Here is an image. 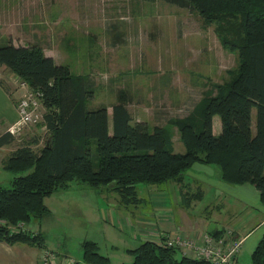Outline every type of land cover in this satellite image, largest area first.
I'll list each match as a JSON object with an SVG mask.
<instances>
[{"label": "rangeland", "instance_id": "1", "mask_svg": "<svg viewBox=\"0 0 264 264\" xmlns=\"http://www.w3.org/2000/svg\"><path fill=\"white\" fill-rule=\"evenodd\" d=\"M240 18L238 16L236 21ZM231 22L235 20L211 21L200 12L162 0H0V43L41 45L56 62L67 64L74 75L86 77L93 83L94 96L88 100L90 107L106 105L111 112V106L120 98L127 99L134 120L147 122L150 130L161 127L175 151L185 150L179 125L199 120L200 110L208 100L219 95L239 74L240 52L226 45L222 36L225 29L228 34L233 31ZM0 83L10 89L16 85L21 91V94L15 93L21 95L16 103L17 110L20 99L33 90L17 74L1 65ZM45 112L41 102L42 115ZM18 114L13 123L17 133L25 126L38 133L45 130H42L43 120L24 124L19 110ZM213 122L220 123L219 129H215L218 134L222 124L220 113L214 114ZM47 136L46 132L37 148L43 145ZM30 139L32 137L22 140ZM22 140L19 136L18 141ZM16 142L8 149H15ZM212 168L215 173L212 177L221 179L214 166ZM10 181L12 173L0 165V184L9 185ZM85 186L94 193L60 189L61 192L47 200L53 207V216L41 223L35 220L27 223L34 228L33 232H44L43 248L83 260L81 243L93 240L111 264H130L134 259L131 250L145 240L141 228L157 229L159 226L160 230L170 231L156 236V240L161 236L166 239L168 235L186 237L182 231L177 232V222L169 217L173 214L169 207L171 195L180 193L172 183L139 185L143 200L128 206L119 201L116 192H107V186L103 187V192ZM182 187L190 190L188 195H199L198 188L191 184ZM207 197L211 198V195ZM253 199L250 205H241L232 198L224 201L219 198L205 209L212 220L222 218L221 226L230 227H221L212 233L218 238L232 235L241 242L235 253L237 264H252V248L257 242L258 230H264L263 223L247 238L251 227L264 222V204L261 200L255 202L256 196ZM196 203L198 206L193 207L194 211H201L204 199ZM62 204L67 205L62 207ZM227 204L230 207L228 213ZM176 205L179 202L173 203V207ZM259 206H262V212L257 209ZM9 245L15 246L0 248V257L7 259L0 264H30L31 258L35 264H44L37 246L28 243Z\"/></svg>", "mask_w": 264, "mask_h": 264}, {"label": "trees", "instance_id": "2", "mask_svg": "<svg viewBox=\"0 0 264 264\" xmlns=\"http://www.w3.org/2000/svg\"><path fill=\"white\" fill-rule=\"evenodd\" d=\"M162 1L200 12L211 21L235 20L233 31L225 29L222 36L241 56L239 74L208 100L200 119L179 125L184 151H175L161 127L150 130L147 122L135 121L125 98L113 104L111 112L106 105L90 107L93 83L56 62L41 45L0 43V65L40 92L48 135L38 148L43 135L25 141L3 162L12 181L0 184V221L10 226L0 223V242L41 248L40 233L12 229L31 220L41 223L50 213L45 198L59 189L86 184L103 192L107 186L105 190L116 192L125 206L136 205L143 200L139 185L182 184L195 163L214 166L224 182L254 186L264 204V0ZM215 113L222 117L218 134L213 130ZM14 139L7 131L0 136V146ZM197 191L200 198L203 193ZM193 198L185 196L186 203ZM163 241L164 236L143 240L131 250L130 264H210L182 256ZM81 247L87 263L111 264L96 241L84 240ZM252 250V264H264V233Z\"/></svg>", "mask_w": 264, "mask_h": 264}, {"label": "crops", "instance_id": "3", "mask_svg": "<svg viewBox=\"0 0 264 264\" xmlns=\"http://www.w3.org/2000/svg\"><path fill=\"white\" fill-rule=\"evenodd\" d=\"M5 67V66H3ZM6 68V67H5ZM12 86V85H11ZM17 86L13 85V89H10V87L5 86L3 84L0 83V136L2 134H4L7 131H11V127L13 128V123H15V121L18 119L19 114H18V110L16 107V103L18 102L19 98H20V94L21 91L16 89ZM16 89V90H15ZM12 92V94H10V92ZM20 92V96H16L15 93L16 92ZM110 111V108H109ZM44 126L42 127V130H44L43 132L41 131V133H38L37 131H35V129H33L32 127L29 126H25L23 127V129H20L17 133L16 131L13 133L14 134V141L0 146V165L3 166V162L4 160L14 151H16L20 146L21 143H24L25 141H23L22 139L26 140L28 137H32L33 138V134L40 136V135H44L47 131V128L45 126V124H43ZM219 125L220 123H214L213 122V130L214 133H216L217 131L215 130L216 127H218L219 129ZM17 133V134H16ZM20 136L22 141H18V137ZM31 140V139H30ZM18 142L17 146L15 147V149L13 148L8 149L9 146H11L12 144H14L15 142ZM16 142V143H17ZM13 146V145H12ZM9 152V153H5V152ZM4 168V167H3ZM214 170L212 168L211 165H207V164H203V163H195L194 166H192V170L189 172V174L187 176H185L184 178V182L182 184H177L176 182H167L168 183H172L174 187H176L178 189V191L180 193H177L175 195H171L172 199H171V205L169 206L170 208L173 209V214L171 216H169L171 219H175V221L178 224V227L176 229H178L177 232L182 231L184 235L188 236V234H191L189 236H195V235H201L204 232H215L217 230H219L221 227H226V228H230L226 225H222L220 224L222 218H216L212 220V217L209 216V214L207 213V210L205 211L206 208H208L209 206H212L214 203L213 201H217L219 198L221 200H226L228 198H232L233 200L238 201L239 203H241V205H244L245 203H247L248 205H250V202L254 201V197L256 196V198L258 197V199H255L257 202L260 199V195L259 192L255 189L254 186L250 185V184H230L227 182H224L221 179H217L212 177V175H214ZM189 184L193 185V187H197L200 188L202 191V195L200 198H193L191 200V203L188 204L186 203L185 198H183V196H192V195H185V193L188 191L187 188L182 187L183 185H186V187H189ZM86 184L82 185V184H73L69 187L62 188V191L64 192V190H85V191H89V192H93L92 189H89V187L85 186ZM89 186V185H88ZM166 186V185H165ZM165 190V193L168 194V196H170L169 192L167 191L166 187H163ZM191 189V188H189ZM60 190V189H59ZM57 191L55 193H53L50 196H47L45 198V204L49 207L50 209V213L47 217L44 218L43 221H45V219H47L48 217L53 216V207L49 206V204L47 203V200L49 198H51L54 194H57L61 191ZM91 190V191H90ZM101 191V190H99ZM216 193H218V195L216 196ZM211 195V198L207 197V195ZM206 198H208L206 200ZM204 199V205L203 207H201V211H198L193 207L198 206L197 205V200H201ZM115 200H118L117 198H115ZM73 201H77V200H73ZM180 201L182 202V204H180ZM79 203V201H77ZM117 202V201H116ZM174 202H179V205L174 206L173 207V203ZM229 203V202H228ZM114 204V202H113ZM184 204V205H183ZM234 206H237L236 204H234L233 202L231 203ZM67 204H62V207L66 206ZM115 205V204H114ZM167 209H170L168 206H164ZM193 208V210H192ZM256 208V207H254ZM83 209V207H82ZM259 211L262 212V206H259L257 208ZM205 211V213H204ZM230 211V207L227 204V211L226 213H228ZM51 215V216H50ZM164 215V214H162ZM176 217H178V220L176 219ZM42 221V222H43ZM211 221V222H210ZM182 225H180L181 223ZM131 225L133 224V222H130ZM264 222L261 221L259 222L256 226L251 227L250 231H247V238L251 237L252 233L255 231V229L261 228L262 224ZM141 228V227H140ZM159 229V231H158ZM42 231V230H41ZM170 232L168 231V229H163L160 230L159 226H157V229H140V233H142V237H144L145 239H152L154 240L156 236H159L160 234H163L164 232ZM245 231V232H246ZM238 232V231H235ZM245 232H243L242 234H244ZM259 235L257 240L263 235L264 230L261 232L259 231ZM240 233V232H239ZM41 235L44 239V232H41ZM256 243V242H255ZM43 245L44 241H43ZM15 245H9V243L6 242H0V248H11ZM35 246V245H34ZM44 247V246H43ZM26 248V247H25ZM39 253L41 252V248L38 247ZM27 250V248H26ZM6 258L4 256L0 257V261L2 262H6ZM14 261V258H13ZM12 261V262H13ZM30 264H35L34 260L31 258L30 259ZM39 264V263H36Z\"/></svg>", "mask_w": 264, "mask_h": 264}, {"label": "built area", "instance_id": "4", "mask_svg": "<svg viewBox=\"0 0 264 264\" xmlns=\"http://www.w3.org/2000/svg\"><path fill=\"white\" fill-rule=\"evenodd\" d=\"M41 102V94L35 90H29V92L20 99L18 110L21 121L24 124H36L43 120L44 115L41 113ZM15 131L16 129L14 127L11 128L12 133ZM0 223L8 226V223L4 220H1ZM15 227L16 229H12V231L17 230L30 232L33 235L37 234L32 231L34 228L29 227L27 224H19ZM165 240L163 244L167 247L176 248L182 256L203 259L210 264H237L236 261H234L235 253L238 251L241 244V242L237 241L232 235L228 238H218L209 232L186 237L168 235ZM41 258L44 264H89L84 260H78L66 254H58L43 247H41Z\"/></svg>", "mask_w": 264, "mask_h": 264}, {"label": "bare ground", "instance_id": "5", "mask_svg": "<svg viewBox=\"0 0 264 264\" xmlns=\"http://www.w3.org/2000/svg\"><path fill=\"white\" fill-rule=\"evenodd\" d=\"M12 128V127H11ZM38 234V233H37Z\"/></svg>", "mask_w": 264, "mask_h": 264}]
</instances>
